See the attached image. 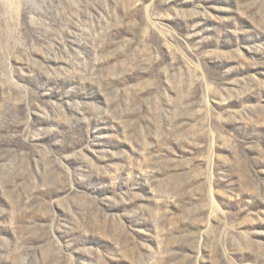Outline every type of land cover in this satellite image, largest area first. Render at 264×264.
<instances>
[{"label": "rangeland", "instance_id": "1", "mask_svg": "<svg viewBox=\"0 0 264 264\" xmlns=\"http://www.w3.org/2000/svg\"><path fill=\"white\" fill-rule=\"evenodd\" d=\"M0 264H264V0H0Z\"/></svg>", "mask_w": 264, "mask_h": 264}]
</instances>
